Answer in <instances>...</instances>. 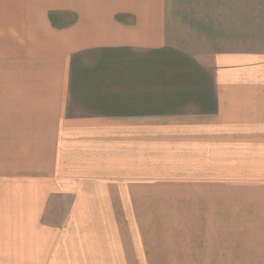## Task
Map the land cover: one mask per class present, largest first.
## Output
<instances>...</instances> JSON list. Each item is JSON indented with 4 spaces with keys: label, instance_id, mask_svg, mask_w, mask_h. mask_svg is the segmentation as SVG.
I'll return each mask as SVG.
<instances>
[{
    "label": "crops",
    "instance_id": "0c3cea01",
    "mask_svg": "<svg viewBox=\"0 0 264 264\" xmlns=\"http://www.w3.org/2000/svg\"><path fill=\"white\" fill-rule=\"evenodd\" d=\"M263 71L264 0H0V140L72 195L129 198L96 202L263 139Z\"/></svg>",
    "mask_w": 264,
    "mask_h": 264
},
{
    "label": "rangeland",
    "instance_id": "374dc122",
    "mask_svg": "<svg viewBox=\"0 0 264 264\" xmlns=\"http://www.w3.org/2000/svg\"><path fill=\"white\" fill-rule=\"evenodd\" d=\"M13 143L0 140V264H264V138L230 141L190 175L203 178L141 188L154 197L140 203L72 195Z\"/></svg>",
    "mask_w": 264,
    "mask_h": 264
}]
</instances>
